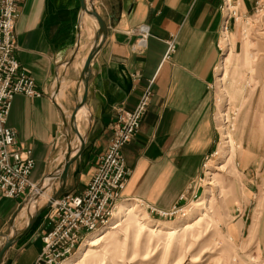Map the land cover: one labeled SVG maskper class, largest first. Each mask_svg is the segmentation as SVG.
Segmentation results:
<instances>
[{
	"label": "crops",
	"instance_id": "obj_1",
	"mask_svg": "<svg viewBox=\"0 0 264 264\" xmlns=\"http://www.w3.org/2000/svg\"><path fill=\"white\" fill-rule=\"evenodd\" d=\"M221 2L93 0L106 33L90 63L83 106L86 117L79 111L75 118L85 142L69 166L65 193L80 192L90 179L111 136L116 108H134L149 85L147 111L136 135L122 148L129 168L123 200L135 198L160 208L175 202L198 172L213 141L211 82L219 57ZM17 11L15 57L43 94L15 95L6 125L15 132L18 146L31 150L34 167L30 179L38 182L49 171L57 143H63L59 107L69 122L80 100V71L98 24L88 14L79 21L80 0H19ZM139 25L146 26L141 50L133 32ZM170 39L175 49L164 59ZM73 135L72 142L76 139ZM60 152L52 158L59 163L64 150ZM75 175L76 185L71 180ZM24 197L9 198L0 192V242ZM30 229L8 248L0 264H30L34 260L41 237H26Z\"/></svg>",
	"mask_w": 264,
	"mask_h": 264
},
{
	"label": "rangeland",
	"instance_id": "obj_2",
	"mask_svg": "<svg viewBox=\"0 0 264 264\" xmlns=\"http://www.w3.org/2000/svg\"><path fill=\"white\" fill-rule=\"evenodd\" d=\"M232 3L236 16L228 20L224 40L219 30V57L211 82L213 141L199 162L198 172L175 202L164 208L122 198L119 205L134 203L135 209L122 214L120 224L112 228L117 208L108 227L86 237L102 230V240L87 247L83 258L80 256L85 240L82 241L65 264L72 260L76 264H264V0ZM72 134L71 130V140ZM227 134L231 140L228 144L223 142ZM62 148L57 143L54 154ZM58 163L51 158L49 171ZM82 170L81 166L80 174ZM206 170L211 174L207 175ZM76 178H71L75 185ZM61 180L58 175L40 189L35 205L43 210L26 237H41L46 229L54 200L49 201ZM39 182H34L18 206L22 208L13 220L15 227L26 223V199ZM65 185L62 194L68 191ZM204 197L206 206L197 216V203ZM144 203L157 210L147 209ZM172 206H176L175 211L168 213ZM190 219L191 225L183 228L181 223ZM154 222H171L178 228L169 234L156 228ZM7 229L8 233L10 224Z\"/></svg>",
	"mask_w": 264,
	"mask_h": 264
},
{
	"label": "built area",
	"instance_id": "obj_3",
	"mask_svg": "<svg viewBox=\"0 0 264 264\" xmlns=\"http://www.w3.org/2000/svg\"><path fill=\"white\" fill-rule=\"evenodd\" d=\"M232 1L222 0L220 6L222 26L226 30L228 20L236 16ZM18 2L0 0V192L9 198L25 196L34 185L30 179L34 167L31 150L19 147L15 132L6 125L12 99L17 94L27 97L43 94L15 57L14 24ZM133 32L138 36V50H141L146 26L139 25ZM174 49V40L170 39L163 58L168 59ZM150 98L151 89L147 85L134 108H116L111 136L97 157L90 179L80 192L63 193L52 202V211L41 235L40 251L30 264H64L91 232L111 219L123 198L129 175L122 148L136 135ZM145 207L157 210L150 204Z\"/></svg>",
	"mask_w": 264,
	"mask_h": 264
},
{
	"label": "water",
	"instance_id": "obj_4",
	"mask_svg": "<svg viewBox=\"0 0 264 264\" xmlns=\"http://www.w3.org/2000/svg\"><path fill=\"white\" fill-rule=\"evenodd\" d=\"M80 12L81 14H80L79 21H81L83 14L86 13L89 16H92L96 20L98 24V28L94 34V44L89 50V53L85 59L84 65L80 71L79 78L83 86V91H82L80 100L76 102L71 114L69 115V122H67L65 113L59 107L60 116L62 119V127L60 130L59 136L62 137V141H63L62 146L63 144L64 145L65 143L68 144L71 141V130L74 134H77V136H79L78 130L75 126V115L77 111L85 105V97H86V91H87V79H88V75L90 71V63H91V60L95 52L98 50L99 45L101 44L105 36V33H106L105 23L101 15H99L97 11L94 9L93 0H80ZM78 138H79V142L77 144L76 150L72 152L71 148L67 145L63 160L52 171L45 172V174L43 175V177L41 178L38 184V187L35 188L34 191H32L27 197L26 199L27 201V217H26L27 220H26V223L22 227L17 228L13 225V220L22 207H19L14 212V215L10 223L11 229L7 234L4 235L3 239L0 242V263L2 262L3 257L6 251L8 250V248L31 228V226L36 220L37 215L43 210V209L37 208L35 203H36L37 193L39 192L40 189L44 187L42 186L44 179L48 178L49 176H54L55 174L60 175L62 178L61 180L62 183L59 189L53 193V196L49 202H52L53 200L57 199L62 194V189L65 185L66 178H67L68 167L79 156L84 146V142H85L84 134L83 136H80Z\"/></svg>",
	"mask_w": 264,
	"mask_h": 264
},
{
	"label": "bare ground",
	"instance_id": "obj_5",
	"mask_svg": "<svg viewBox=\"0 0 264 264\" xmlns=\"http://www.w3.org/2000/svg\"><path fill=\"white\" fill-rule=\"evenodd\" d=\"M86 13H84L83 14V16L85 15ZM225 32H227V30L222 26V29H221V35H222V39L224 40L225 39V37H224V33ZM225 59V58H224ZM84 108L83 107H81L77 112H81V113H83L84 114V116H85V112H84ZM76 115H77V113H76ZM76 115H75V118H76ZM86 117V116H85ZM75 126H76V121H75ZM76 128H77V126H76ZM78 133H79V136H77V134H74L75 136H76V139L72 142V141H70L68 144L67 143H65V145H64V147L62 148L63 150H64V153H65V151H66V148H67V145L71 148V151L72 152H74L75 150H76V148H77V144H78V142H79V138L78 137H80V136H83V133H82V128H80L79 130H78ZM224 143H231V140H230V135L229 134H227V135H224V141H223ZM60 146H61V144H60ZM226 146V145H225ZM231 146V145H230ZM229 148V147H228ZM221 153H224V151H222ZM55 154H57V152L55 153ZM55 154H54V156H55ZM224 155H225V153H224ZM53 156V157H54ZM52 157V158H53ZM220 158H222V157H220ZM226 159V158H225ZM63 160V159H62ZM61 160V161H62ZM206 174L207 175H210L211 174V172L209 171V170H206ZM58 176V174H55L54 176H49L48 178H46V179H44V181H43V185L42 186H45V187H47V186H49L54 180H55V178ZM42 188V187H41ZM41 193V191L39 190V192L37 193V198H36V200L38 199V197H39V194ZM140 202V201H139ZM119 203H121V202H119ZM119 203L117 204V206H116V209L117 208H119V210H118V213H117V217H116V220H114V222L111 224V227L112 228H115V227H117L119 224H120V221H121V215L122 214H124V213H128V212H130V211H132V210H134L135 209V207H136V205L134 204V203H127V204H121V205H119ZM206 203H207V201H206V197H204L201 201H199L198 203H197V205L199 206L198 207V209H197V213H196V215L197 216H199V215H201L202 214V210H203V208H205V206H206ZM118 205H119V207H118ZM32 206V205H31ZM116 209L113 211V214H112V217H111V219H109V221L105 224V225H103V226H101L100 228H98L96 231H98V230H100V229H103V228H105V227H108L109 225H110V222L112 221V218H113V215H114V212L116 211ZM174 209H176V206H172V209L170 210V211H168V213H171V212H174L175 210ZM160 211H163V210H160ZM164 212H166L167 213V211H163L162 213H164ZM178 212V211H177ZM21 217V216H20ZM23 219V218H22ZM191 219L190 220H188V221H183L181 224V226H183V228H186V227H189L190 225H191ZM142 222V221H141ZM154 224H155V226H156V228H162V229H165V230H167L168 231V233L169 234H174L175 232H176V230H177V228H178V225H176L175 223H171V222H165V223H160V222H154ZM17 228H19V227H17ZM110 228V227H109ZM106 230V229H105ZM105 236V231H100L99 233H97V234H95V235H92V236H90V237H88V238H86V239H84L85 240V243H84V247H83V249H82V251H81V256L80 257H84V256H86L87 255V252H88V248L87 247H91V246H94V245H96V244H98L101 240H102V238ZM83 240V241H84ZM82 244V243H81ZM69 259V258H68ZM67 259V260H68ZM66 260V261H67ZM65 261V262H66ZM65 264V263H64ZM69 264H76V261H74V260H72V261H70V263Z\"/></svg>",
	"mask_w": 264,
	"mask_h": 264
}]
</instances>
